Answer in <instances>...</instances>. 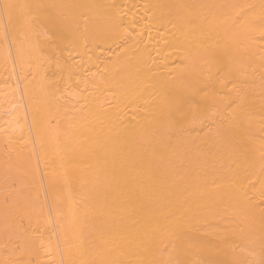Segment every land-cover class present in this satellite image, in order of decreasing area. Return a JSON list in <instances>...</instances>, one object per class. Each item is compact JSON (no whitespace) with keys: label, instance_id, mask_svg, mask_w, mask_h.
I'll return each instance as SVG.
<instances>
[{"label":"bare ground","instance_id":"6f19581e","mask_svg":"<svg viewBox=\"0 0 264 264\" xmlns=\"http://www.w3.org/2000/svg\"><path fill=\"white\" fill-rule=\"evenodd\" d=\"M0 264H264V0H0Z\"/></svg>","mask_w":264,"mask_h":264},{"label":"snow or ice","instance_id":"6c2138e0","mask_svg":"<svg viewBox=\"0 0 264 264\" xmlns=\"http://www.w3.org/2000/svg\"><path fill=\"white\" fill-rule=\"evenodd\" d=\"M16 6L15 5H12V4H6L5 5V8L7 9H14Z\"/></svg>","mask_w":264,"mask_h":264}]
</instances>
